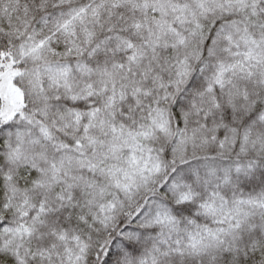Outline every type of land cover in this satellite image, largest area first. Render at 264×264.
Listing matches in <instances>:
<instances>
[{
    "label": "snow or ice",
    "instance_id": "obj_1",
    "mask_svg": "<svg viewBox=\"0 0 264 264\" xmlns=\"http://www.w3.org/2000/svg\"><path fill=\"white\" fill-rule=\"evenodd\" d=\"M0 264H264V0H0Z\"/></svg>",
    "mask_w": 264,
    "mask_h": 264
}]
</instances>
